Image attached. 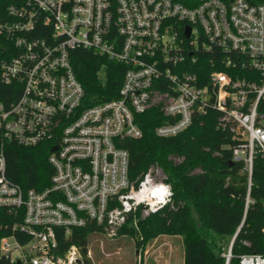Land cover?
Here are the masks:
<instances>
[{"label":"built area","instance_id":"1","mask_svg":"<svg viewBox=\"0 0 264 264\" xmlns=\"http://www.w3.org/2000/svg\"><path fill=\"white\" fill-rule=\"evenodd\" d=\"M78 48L125 64L117 98L86 103ZM208 62L222 67L208 73ZM153 107L167 118L162 137L217 109L222 129L238 131L232 159L251 182L264 160V0H0V207L21 213L13 227L30 236H3L0 254L12 264L85 263L75 245L56 253L59 230L96 224L116 236L168 204L160 167L129 173L125 142L143 135L137 115ZM43 142L51 185L25 189L7 174V148Z\"/></svg>","mask_w":264,"mask_h":264},{"label":"trees","instance_id":"2","mask_svg":"<svg viewBox=\"0 0 264 264\" xmlns=\"http://www.w3.org/2000/svg\"><path fill=\"white\" fill-rule=\"evenodd\" d=\"M71 58L88 105L118 97L125 64L83 48L75 49ZM221 67L208 62L207 72ZM219 114L212 108L170 137L156 133L167 121L160 107L137 115L143 135L125 142L130 177L141 178L150 167H160L174 194L157 212L146 218L138 216L136 224L130 219L118 235L132 236L138 248H145L160 235H180L184 264H240L244 254L264 255V160L261 156L255 159L251 182L242 162L230 164L238 131L222 129ZM50 148V142L33 147L10 144L6 151L8 176L25 189L42 190L51 185ZM22 220L21 213L0 207V239L14 234L20 242H27L30 236L13 227ZM100 230L101 225L96 224L75 227L68 235L59 230L56 253L64 255L75 245L85 264H92L89 235ZM0 264L12 263L0 254Z\"/></svg>","mask_w":264,"mask_h":264},{"label":"rangeland","instance_id":"3","mask_svg":"<svg viewBox=\"0 0 264 264\" xmlns=\"http://www.w3.org/2000/svg\"><path fill=\"white\" fill-rule=\"evenodd\" d=\"M128 234L109 236L97 231L89 235L92 264H184L183 238L161 235L145 248H138Z\"/></svg>","mask_w":264,"mask_h":264},{"label":"water","instance_id":"4","mask_svg":"<svg viewBox=\"0 0 264 264\" xmlns=\"http://www.w3.org/2000/svg\"><path fill=\"white\" fill-rule=\"evenodd\" d=\"M189 31H190V28H188V31H187V34H189ZM54 149H57V146L56 147H54V148H52V150H54ZM234 163V160H231L230 161V164H233ZM235 238V237H234ZM78 264H85V263H83L82 261H81V259H78ZM19 263H20V261H19Z\"/></svg>","mask_w":264,"mask_h":264},{"label":"crops","instance_id":"5","mask_svg":"<svg viewBox=\"0 0 264 264\" xmlns=\"http://www.w3.org/2000/svg\"><path fill=\"white\" fill-rule=\"evenodd\" d=\"M161 236V235H160Z\"/></svg>","mask_w":264,"mask_h":264}]
</instances>
